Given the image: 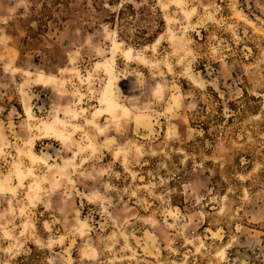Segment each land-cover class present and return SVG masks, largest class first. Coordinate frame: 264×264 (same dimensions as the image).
Wrapping results in <instances>:
<instances>
[{
    "label": "rangeland",
    "instance_id": "1",
    "mask_svg": "<svg viewBox=\"0 0 264 264\" xmlns=\"http://www.w3.org/2000/svg\"><path fill=\"white\" fill-rule=\"evenodd\" d=\"M0 264H264V0H0Z\"/></svg>",
    "mask_w": 264,
    "mask_h": 264
},
{
    "label": "bare ground",
    "instance_id": "2",
    "mask_svg": "<svg viewBox=\"0 0 264 264\" xmlns=\"http://www.w3.org/2000/svg\"><path fill=\"white\" fill-rule=\"evenodd\" d=\"M106 73L110 76V77H113L114 76V74H113V72H112V70L108 67H106ZM105 89V88H104ZM105 94H103V97H102V99H100V97H99V99H100V103L101 104H103V105H105V107H106V110L109 112L110 110H111V108H113V106L116 104V102L114 103V100H113V95H112V91L110 90V87L108 86V87H106V89H105V92H104ZM100 103H99V105H100ZM118 104V103H117ZM118 108H119V106H117ZM118 108H117V111H119L118 110ZM121 108H123V107H121ZM126 109V108H125ZM123 110V109H122ZM121 112H123V111H121ZM95 113V112H94ZM96 113L97 114H100V113H102V111H101V109H97L96 110ZM105 113V112H104ZM112 114H114L113 113V111H112ZM61 125V124H60ZM59 125V126H60ZM58 126V125H57ZM62 126V125H61ZM45 129L46 130H49V131H54V129H55V127H54V124L53 123H46L45 124ZM60 128V127H59ZM47 132V131H46Z\"/></svg>",
    "mask_w": 264,
    "mask_h": 264
}]
</instances>
